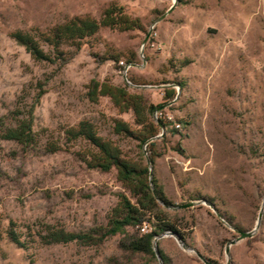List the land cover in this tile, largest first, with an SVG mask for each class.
Wrapping results in <instances>:
<instances>
[{
    "label": "rangeland",
    "instance_id": "rangeland-1",
    "mask_svg": "<svg viewBox=\"0 0 264 264\" xmlns=\"http://www.w3.org/2000/svg\"><path fill=\"white\" fill-rule=\"evenodd\" d=\"M110 6L142 31L102 28L53 64L35 62L12 39L75 17L99 20ZM105 82L157 107L151 169L189 249L175 236L158 238L170 264H204L196 253L227 264V243L254 231L261 211L253 237L230 246L229 264H264V0H0V117L30 110L40 136L34 148L0 142V264H160L126 259L118 236L82 247L28 235L105 226L118 194L128 196L115 170L86 165L88 144L69 142L67 130L89 123L128 158L148 159L147 144L113 134L115 122L139 130L132 112L107 97L91 101V85ZM10 223L28 235L24 248L8 240Z\"/></svg>",
    "mask_w": 264,
    "mask_h": 264
},
{
    "label": "trees",
    "instance_id": "trees-1",
    "mask_svg": "<svg viewBox=\"0 0 264 264\" xmlns=\"http://www.w3.org/2000/svg\"><path fill=\"white\" fill-rule=\"evenodd\" d=\"M102 28L121 32L142 31L137 19L128 17L122 8L110 6L99 20L75 17L45 32H16L12 39L37 63H64L70 60V51H79L82 42L94 37ZM128 63L132 61L128 60ZM89 96L91 101H96L97 97H107L120 113L132 112L139 130L133 131L127 125L115 122L113 134L134 140L140 148L147 144V158L151 166H154L157 157L156 142L161 133L159 124L153 121V113L157 107L149 105L142 94H131L127 89L108 82L93 83ZM173 97L174 92H169L167 98ZM33 127L30 110L26 114L17 111L7 119L0 117V142H11L22 148H34L40 144V136ZM66 136L69 142L83 141L88 144L85 163L90 169L104 173L115 170L116 178L128 196L124 193L118 194L117 205L107 216L105 226L78 233L44 226L40 231L34 230V234L29 229V236L36 238L41 245L74 243L82 247H100L108 238L118 236V249L126 259L146 257L154 262L158 261L154 252L155 239L173 235L185 243V236L175 216H169V209L173 206L165 198L155 177L150 178V169L144 155L139 160L128 158L114 142L99 136L89 123H79L67 130ZM151 184L156 197L153 195ZM143 226L149 229L145 233H141ZM28 235L24 236V240ZM6 236L11 243L20 248L25 247L23 236L16 231L13 223L9 224ZM158 252L162 264H170L169 258L159 248Z\"/></svg>",
    "mask_w": 264,
    "mask_h": 264
},
{
    "label": "water",
    "instance_id": "water-1",
    "mask_svg": "<svg viewBox=\"0 0 264 264\" xmlns=\"http://www.w3.org/2000/svg\"><path fill=\"white\" fill-rule=\"evenodd\" d=\"M160 126H161V125H160ZM147 165H148V167H149V169H150V178H152L153 173H152V169H151V163L149 162L148 159H147ZM151 188H152V192H153L154 197H156V193H155V190H154L152 184H151ZM170 209H175V208L172 207V208H170ZM261 216H262V211H261V213H260V215H259L258 224H257V226H256V228H255L254 231H252V232H247V233H246V232H240V231H237V233L239 234V237L236 238L234 241H229V242L227 243V246H226V249H225V254H226L227 259H228V263H227V264L230 263V252H229L230 246L235 245L236 243H238V242H240V241H242V240H244V239H247V238H251V237H253L254 232L257 230V228H258V226H259V222H260ZM172 236H173V235H172ZM175 239H176V241L178 242V244L182 247L183 250L189 251V249L187 248V246H185V245H184V244H183L178 238H175ZM157 240H158V238L155 239V241H154V252H155V255H156V257L158 258L160 264H162V263H161V260H160V255H159V252H158V248H157ZM196 255H197V257H198V258H199L204 264H208V263L205 261V259H204L201 255H199L198 253H196Z\"/></svg>",
    "mask_w": 264,
    "mask_h": 264
},
{
    "label": "built area",
    "instance_id": "built-area-1",
    "mask_svg": "<svg viewBox=\"0 0 264 264\" xmlns=\"http://www.w3.org/2000/svg\"><path fill=\"white\" fill-rule=\"evenodd\" d=\"M120 65L123 66L124 63L123 62H120ZM142 232H145V227L143 226V228L141 229Z\"/></svg>",
    "mask_w": 264,
    "mask_h": 264
}]
</instances>
